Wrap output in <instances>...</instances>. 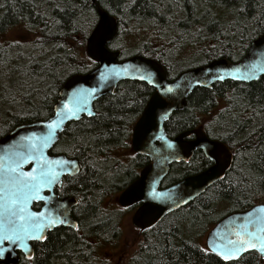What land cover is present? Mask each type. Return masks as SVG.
<instances>
[{
  "label": "trees",
  "instance_id": "obj_1",
  "mask_svg": "<svg viewBox=\"0 0 264 264\" xmlns=\"http://www.w3.org/2000/svg\"><path fill=\"white\" fill-rule=\"evenodd\" d=\"M201 1L196 12L203 9L202 13L192 15L190 2L176 4L172 9L166 0H96L118 19L119 13H126L134 24L150 19L156 36L163 40L162 47L167 39L178 35L181 43L193 45L194 53L202 56L203 61L196 65L220 57L235 61L246 52L252 39L264 33V0ZM96 20L92 0H0V32L22 27L31 35V47L41 50L51 46L52 50L47 56L44 52L31 56L12 45L15 73L36 82L25 101L29 113L5 117L12 119L11 127L52 113L67 68L74 67L76 71L72 73H76L94 66L85 53V41ZM171 21L177 22L172 25ZM118 29L120 38L124 35L121 24ZM130 33L136 31L130 29ZM177 49L160 46L146 55L171 73L169 62ZM81 64L84 66L78 68ZM152 92L153 88L144 82L122 80L113 93L94 102L95 115L66 124L53 153L75 157L82 165L74 176L63 177L60 189L80 197L75 210L79 227L54 228L35 247L31 258L21 256L17 264H109L97 253L94 239L105 238L111 224L101 223L98 211L86 196L101 195L106 186L102 187L103 176L94 166L103 164L107 152L111 155L114 148L127 144L132 125ZM5 99L11 102V98ZM219 105L223 108L215 111ZM43 106L45 113L35 110ZM196 125L233 150L232 165L187 206L166 215L152 231L145 232L140 251L125 264H264V257L255 251L225 260L194 240L196 232L207 230L223 213L264 201V76L248 83L225 80L210 88H194L186 105L169 116L164 128L176 134ZM224 202L229 208L218 213L217 207Z\"/></svg>",
  "mask_w": 264,
  "mask_h": 264
},
{
  "label": "water",
  "instance_id": "obj_2",
  "mask_svg": "<svg viewBox=\"0 0 264 264\" xmlns=\"http://www.w3.org/2000/svg\"><path fill=\"white\" fill-rule=\"evenodd\" d=\"M92 1L96 7L98 20L86 38L85 53L96 66L66 77L58 90L52 113L48 117L18 124L0 137V177L7 166L15 167L12 162L21 159L23 162L17 174L23 172L39 175L41 170L55 174L54 178L50 177L51 183L42 185L38 196L29 200L27 205L29 212L42 213L44 218L55 222L54 225H49L36 233L43 237L48 230L58 225L72 228L77 226L70 215L71 208L77 203L76 198L66 196L59 199L54 189L61 185L63 176H73L79 171L78 161L64 153L50 151L66 124L77 121L82 116L95 115L94 102L103 95L113 93L118 82L135 80L144 82L154 89L133 125L131 136L132 148L147 156L150 162L118 197L119 203L124 206L141 203L132 216V223L143 229L154 225L169 212L188 204L208 186L221 179L231 164L232 155L228 147L218 140L207 138L200 128L168 138L164 123L169 116L186 105L188 95L196 87L210 88L212 84L225 80L248 83L264 76V33L256 36L244 55L235 61L226 57L215 58L184 69L171 79H168L164 66L154 59L134 55L118 60L119 51H112L106 47L116 36V18L102 9L96 0ZM65 104L67 108L64 107ZM53 121L56 122L54 129L50 128ZM191 133L195 134V138L185 139ZM197 148L202 149L205 155L214 161V165L171 185L158 188L168 171L169 164L188 160ZM26 166L29 167L26 169ZM0 187H7L9 192L14 191L10 184H0ZM45 191L48 193L45 194ZM40 201L43 205L40 209L34 210L32 204ZM2 219L0 214V220ZM60 220L64 223L56 222ZM242 227L246 232L264 237V203L254 204L220 217L205 235L206 247L217 255L220 248L230 247L229 241L237 239L236 233L240 232ZM241 235L244 236V233ZM43 239H24L22 243L15 244L0 242V248L3 249L0 253V264H17L20 259L19 252L25 258H31L33 256L31 241ZM249 251H257L264 257L257 249L247 248L235 258Z\"/></svg>",
  "mask_w": 264,
  "mask_h": 264
},
{
  "label": "flooded vegetation",
  "instance_id": "obj_3",
  "mask_svg": "<svg viewBox=\"0 0 264 264\" xmlns=\"http://www.w3.org/2000/svg\"><path fill=\"white\" fill-rule=\"evenodd\" d=\"M129 1H132V0H129ZM166 1H168L170 3V5H171L170 7L172 9H175V7H176L175 5L176 4H181V3L185 4L187 2L196 3V9H197V4L198 3L199 4L202 3L201 0H166ZM202 10L200 12H198V13L201 14ZM123 14L125 15V17L127 16L128 20H129L128 15L126 13H123ZM110 15H112V14H110ZM112 16H114L116 18L117 33H116V36L106 45V47L109 50H112V51H119L118 60H122V59L128 58L130 56H134V55H140V56H143V57L151 58L148 55H146V54H148L149 51H154L156 48H158L160 46H161V48H163L162 44H160L163 40L159 39L156 36L157 35L156 29L154 27L150 26V27H152L151 28L152 32L149 35V37L151 38L150 40H148L149 43L148 42L143 43L141 45L140 49H135L137 51H134L133 53L126 52V50L123 47V45H121V44L115 45V43H120V42H118L119 39H120L118 37L119 19L115 15H112ZM97 20H98V15H97ZM97 20H96V22H97ZM96 22H95V24H96ZM140 22L142 24H144L145 26H149V25L152 24L150 19H147L145 21H144V19H142V20H139V23ZM175 22H177V21H174V22L171 21V24L173 25V24H175ZM95 24H94V26H95ZM128 27L130 28V25ZM200 27H202V26H200ZM145 29L146 28L140 29V30H145ZM126 33H129V32H126ZM179 38L180 37H178V35H174L173 37L167 39L168 45H169V47H171L172 50H175L178 46H180L179 45V42H180ZM202 42L204 43L203 39H202ZM156 43H159L160 45L157 46ZM186 46H188V45H186ZM151 59H153V58H151ZM92 63H93L94 66L91 67L90 69H92V68H94L96 66V64L94 62H92ZM164 68L167 71L168 79L173 78L175 75H177L179 73V72H177L176 74L171 75V73H169L168 69L166 67H164ZM134 123H133V125H134ZM133 125H132V129H133ZM12 128L13 127H11L9 130H11ZM195 128L202 129L204 134L207 136V138L212 139V140H217V139L212 138L210 135H208V133L205 131V129L202 126H198V125L193 126L191 128H188L186 130L180 131V132H178L176 134L168 133L166 130H165V132H166V135H167L168 138H174L176 135H178V134H180L182 132H185V131H188V130H192V129H195ZM132 129H131V133H130V135L128 137L127 144H125L124 146H120V147L114 148L112 150V152L110 151L111 155L107 152L106 156H104L102 158L103 164H100V165L98 164V165L94 166L96 169H98V171L103 176L102 184H101V185H103L102 187L106 186L103 189L102 193H101V195L103 197H101V195L98 196V197H95L94 195L86 196L87 202L92 204L96 211L100 212V210H105L106 212H108L109 209H110V210L114 211L113 213H115L114 214L115 216L113 218L109 216V224H111L110 222H113V221H114V223L111 224V227L109 228V230L106 231V233L104 234L105 238H103L102 240H97V241H96V239H94V242L97 243L98 245L99 244L101 245V243H103L102 245H105L106 247L109 248V255L110 256L109 257H104V259L107 260V262L109 264H118V263L119 264H123V263L125 264L130 259H132V257L136 256V253L140 251V246H141V244L143 242V239H144V236H143L144 233L149 231V230L152 231L153 228L156 227V225L166 215H169L173 211H175V210H173V211L169 212L168 214L163 216L158 222H156L154 225H151V226H148L146 228L141 229V228L136 227L132 223V216H133L134 212L136 211V209L140 206L141 203L137 202V203H134V204L129 205V206H124V205H121L119 203L118 197H119L120 192L124 188H126V186H128L131 182H133L135 179H137L138 176H139V173L141 172V170L150 162V159H148L147 156H145L144 154L136 152L132 148V145H131ZM8 131H6L4 134H6ZM4 134H2L0 137H2ZM194 138H195V134H193V133H191L190 135L185 137V139H187V140H192ZM220 142H222V141H220ZM222 143H224V142H222ZM225 145L228 147V149L230 150L231 155H232L231 164H230V166H231L232 165V161H233V155H234L233 154V150L227 144H225ZM54 146H53V148H54ZM53 148L50 151L51 153H53ZM57 153H62V152H57ZM107 154H108V156H107ZM138 157L141 158V159H137ZM77 161H78V164H79V171H80L81 168H82V165H81V163H80V161L78 159H77ZM213 165H214V161L211 160L210 158H208L205 155V153H204V151L202 149L197 148V149H195L192 152V155L190 156V158L188 160H186V161L183 160V161H179V162H172V163L169 164L168 171L165 174V176L162 178L158 188H163V187L171 185V184H173V183H175V182H177V181H179V180H181V179H183V178H185L187 176L200 173V172H202L204 170L209 169ZM230 166H229V168H230ZM28 167L29 166H26L25 168L27 169ZM229 168L226 170V172L229 170ZM225 173H224V175H225ZM113 175H114V179L111 180V176H113ZM66 176H68V175H66ZM106 176H108V180H107ZM63 177H65V176H63ZM115 177H118V179H116ZM61 186H62V182H61L60 186H57L54 189V192L58 195L59 199H61L63 197H66V196H73L77 200V203L71 208V212H70V215L76 221L77 226H76V228H72L70 226L58 225V226H56L54 228L64 227V228H70V229H73V230H77L78 227H79V222H78L77 216L75 215V210H77L79 208L78 206H79V203H80V197L78 198L75 195H72V194H69V193H63L60 190ZM112 191H113V193H112ZM44 193L47 194L48 191H45ZM104 194H105V196H104ZM103 198L106 199V201H105L106 205L104 203L103 204L104 206H102V199ZM193 200H191V201H193ZM258 203H264V201H259V202L253 203L252 205L258 204ZM188 204H186L185 206H187ZM42 205H43L42 201L34 202L31 207L34 210H38V209L41 208ZM249 207H247V208H249ZM228 208H229V206H227V208L225 210H227ZM232 211H237V210L227 211V212L223 213V215H225V214H227L229 212H232ZM116 213L119 214L121 216V218L123 216L124 220L126 221V223H125L126 230H124L122 228V225H121L122 221L121 222L119 221V218H118L119 215L116 216ZM110 214H112V212H110L109 215ZM222 216H220V217H222ZM112 219H113V221H112ZM107 222L106 221H101V223L104 224L105 226L108 225ZM214 223H212L207 230H203L202 233L200 231L195 233V237H194L195 239L194 240L199 241L200 244L203 245V247H206V245H205V235H206L207 231L213 226ZM175 224L177 225V223H174V225ZM53 229L48 230L46 232V235H45L43 240H41V241L32 240L31 241V245H32V248H33V254H34L35 247H37L39 243L43 242L46 239L47 234L50 231H52ZM127 229L131 230L132 232L134 231L135 238L133 239V242H132L131 246H133V247L136 246V248L135 249H130V250H123L122 252L121 251L118 252L117 248L120 246V242H121V235L120 234L122 233V234L126 235ZM122 239H123V237H122ZM99 241H101V242H99ZM255 252H257V251H255ZM117 253H119L120 256H121V258L119 257V261L117 260V255H118ZM98 254H100V252ZM21 256H24V255L21 252H19V257H21Z\"/></svg>",
  "mask_w": 264,
  "mask_h": 264
},
{
  "label": "rangeland",
  "instance_id": "obj_4",
  "mask_svg": "<svg viewBox=\"0 0 264 264\" xmlns=\"http://www.w3.org/2000/svg\"><path fill=\"white\" fill-rule=\"evenodd\" d=\"M191 7L193 9L192 15L193 14L198 15V13L196 12L197 11L196 3H193ZM223 10L224 12L227 11L226 9ZM226 13H228V11ZM132 23L134 24V22L128 20L127 16L125 17L123 13H119V24H121L122 32H124L123 34H125L126 32L129 33L122 35L118 41L120 43H115V45H119V44L123 45L126 52L128 53H133L134 51H137L135 49H140L143 43L148 42V40L151 39L149 35L151 34L152 32L151 28L153 27L152 25L145 26L141 22L140 23L135 22L136 24H134V28H133L131 27V25H133ZM129 25L131 28L128 27ZM144 28L146 29L140 30ZM129 29L135 30L136 33H130ZM30 39H32L31 35L28 32H25L24 29L19 26L8 28L4 32H0V133L6 132L11 128L12 119H8V118L5 119L7 114L10 115L17 113V114L26 115L27 113H29L30 108L27 106L25 101L28 100L30 96L28 94L30 88L36 82L34 79L28 76L19 75L15 73L14 70L17 67V64H16V60L14 59L12 45L19 47L18 49L22 54L29 53L31 54V56L38 55L40 52H44L43 53L44 56H47L50 54V52H52L51 46H48L45 49H41V50H38L36 48L37 50H35L33 47H31L32 45H30L31 43ZM192 39L193 38H191V40ZM193 40L195 41V39ZM179 45L180 46H178L177 51L174 52L173 57L169 62L171 64L172 75L184 69L190 68L191 66L193 67L194 65L199 64L203 61V58L200 54L194 53L196 51L195 50L196 48L193 45L186 46L187 44L184 45L181 42L179 43ZM163 47L169 48L167 40L164 42ZM82 66H84V64H81L80 66H78V68H82ZM74 71H76L74 67L67 68V70L65 71V76H68ZM5 97L11 98V102L7 101ZM221 108L223 107L219 105L215 111H219ZM35 110L39 113L46 112L45 106L36 107ZM57 149L58 148L55 147V150ZM96 194H94L95 197H98L99 193L98 195ZM101 197L103 196L101 195ZM104 199L105 198L102 199V206H104L103 205L104 203L106 205L105 202L106 199L105 200ZM227 206L228 204L225 202L219 204V206L217 207L219 208L218 213L224 211V209H226ZM110 212H112V214L109 215ZM113 212L114 211L110 209L108 212H106L105 210H100V212H98L100 215V220L106 222L108 221L107 224L109 225V216L112 218L115 216L114 215L115 213ZM118 215L119 214L116 213V216ZM118 218L120 222L122 221L121 222L122 228L126 230V225H125L126 221L124 220L123 216L121 218V216L119 215ZM110 223L113 224L114 221ZM199 231L202 233L203 229L201 228ZM120 235H121V242H120V246L117 248L118 252L136 248V246L134 247L131 246L133 239L135 238L134 231L132 232L131 230L127 229L126 235L122 233ZM102 244L103 243L97 246V253L100 252L99 254L100 257L103 258L109 257L110 256L109 248ZM117 254H118L117 260L119 261V257L121 258V256L119 253Z\"/></svg>",
  "mask_w": 264,
  "mask_h": 264
},
{
  "label": "snow or ice",
  "instance_id": "obj_5",
  "mask_svg": "<svg viewBox=\"0 0 264 264\" xmlns=\"http://www.w3.org/2000/svg\"><path fill=\"white\" fill-rule=\"evenodd\" d=\"M168 91H171V89H168ZM64 107L67 108V104ZM55 127L56 122L53 121L50 128L54 129ZM22 162V159L19 161L14 160L12 163L15 164V167L7 166L2 177H0V184H10L14 188V191L9 192L7 187H0V214L3 217L0 220V242L6 241L15 244L22 243L24 239H43L42 235L36 233L55 223L52 219L44 218L42 213L29 212L27 207L29 200L38 196L40 187L46 183H51L50 177L54 178L55 174L45 173L42 170L39 175L23 172L17 174ZM33 171L35 172L36 169H33ZM56 222L64 223L63 220ZM241 233H244V236L248 238H244ZM236 236L235 241H229L230 247L220 248L217 255L228 260L235 258L247 248H255L264 254V237L246 232L243 227L240 232L236 233ZM2 252L3 249L0 248V253Z\"/></svg>",
  "mask_w": 264,
  "mask_h": 264
},
{
  "label": "bare ground",
  "instance_id": "obj_6",
  "mask_svg": "<svg viewBox=\"0 0 264 264\" xmlns=\"http://www.w3.org/2000/svg\"><path fill=\"white\" fill-rule=\"evenodd\" d=\"M192 67V66H191Z\"/></svg>",
  "mask_w": 264,
  "mask_h": 264
}]
</instances>
